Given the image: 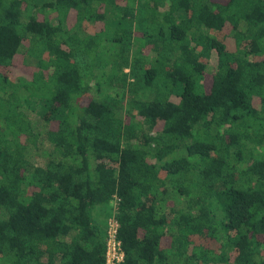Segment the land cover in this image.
Instances as JSON below:
<instances>
[{"label":"trees","instance_id":"1","mask_svg":"<svg viewBox=\"0 0 264 264\" xmlns=\"http://www.w3.org/2000/svg\"><path fill=\"white\" fill-rule=\"evenodd\" d=\"M0 213V264H264V0H0Z\"/></svg>","mask_w":264,"mask_h":264},{"label":"built area","instance_id":"2","mask_svg":"<svg viewBox=\"0 0 264 264\" xmlns=\"http://www.w3.org/2000/svg\"><path fill=\"white\" fill-rule=\"evenodd\" d=\"M118 226L115 218L110 220L105 264H121L125 261V252L118 239Z\"/></svg>","mask_w":264,"mask_h":264},{"label":"rangeland","instance_id":"3","mask_svg":"<svg viewBox=\"0 0 264 264\" xmlns=\"http://www.w3.org/2000/svg\"><path fill=\"white\" fill-rule=\"evenodd\" d=\"M37 2H39V3L41 4V3L43 2V0H37ZM96 83H97L96 79L90 80V84H91L92 86H95ZM1 215H2V214L0 213V216H1Z\"/></svg>","mask_w":264,"mask_h":264}]
</instances>
